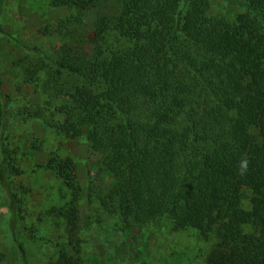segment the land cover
<instances>
[{"label":"trees","instance_id":"trees-1","mask_svg":"<svg viewBox=\"0 0 264 264\" xmlns=\"http://www.w3.org/2000/svg\"><path fill=\"white\" fill-rule=\"evenodd\" d=\"M220 1L230 10L213 0H48L59 15L37 36L51 42L49 56L0 24V37L32 54L15 65L31 104L16 107L0 81V189L21 256L39 230L23 217L29 191L6 140L30 119L83 146L107 179L93 186L86 168L80 182L73 159L53 152L42 163L68 194L42 213L48 234L61 227L38 234L52 264H88L78 257L79 205L123 237L191 230L199 264H264V0Z\"/></svg>","mask_w":264,"mask_h":264},{"label":"rangeland","instance_id":"rangeland-1","mask_svg":"<svg viewBox=\"0 0 264 264\" xmlns=\"http://www.w3.org/2000/svg\"><path fill=\"white\" fill-rule=\"evenodd\" d=\"M18 5L20 7H18ZM215 9L230 10L220 0H213ZM59 13L49 6L48 0H2L0 8V24L16 42L25 43L27 47L38 48L45 55H50L51 42L37 36V30L58 16ZM32 55L22 51L15 42L0 37V81L3 91L10 99L19 105L31 104L27 93L16 90L22 85V69L15 67L18 60L24 61V56ZM23 58V60H22ZM44 79L42 73L38 74L36 82L37 95H41L40 84ZM31 98V97H30ZM12 107H15L13 105ZM46 114V113H45ZM41 123L35 120L16 121L9 127L6 140V149L14 151L18 165L23 168L24 175L18 178V183L28 188V210L25 216L28 222L38 224L37 238L24 241V253L21 256L15 249L13 239H22L19 229L10 231L6 224L7 208L6 195L0 189V264H52L55 252L48 240H41L39 235L46 239L58 236L61 227H57V235L51 232V223L42 222L43 214L53 204H62L68 199L57 180L43 174L41 165L49 153H56L59 157H71L76 163L80 182L86 180L84 169L89 170L88 179L93 186L104 188L107 179H102V172L95 162L88 161L83 146L48 132ZM38 145L34 156L26 154L29 145ZM12 156V154H11ZM79 208L80 229L79 237L82 241L78 257L88 264H199L201 255V242L191 230L177 233H162L154 231L145 240L134 235L119 236L111 231L110 222L101 215L94 206ZM97 220V222H96ZM37 222V223H36ZM40 222V224H39ZM47 224V226H44ZM19 228V226L17 227ZM39 234V235H38ZM17 240V239H16Z\"/></svg>","mask_w":264,"mask_h":264},{"label":"clouds","instance_id":"clouds-1","mask_svg":"<svg viewBox=\"0 0 264 264\" xmlns=\"http://www.w3.org/2000/svg\"><path fill=\"white\" fill-rule=\"evenodd\" d=\"M247 167H248V160L247 158H242L240 164H239V167H238V170L240 172L241 175L244 174V172H246L247 170Z\"/></svg>","mask_w":264,"mask_h":264}]
</instances>
